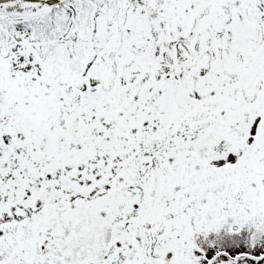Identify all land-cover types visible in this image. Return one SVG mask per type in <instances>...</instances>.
<instances>
[{
  "label": "snow or ice",
  "instance_id": "6c2138e0",
  "mask_svg": "<svg viewBox=\"0 0 264 264\" xmlns=\"http://www.w3.org/2000/svg\"><path fill=\"white\" fill-rule=\"evenodd\" d=\"M0 264H264V0H0Z\"/></svg>",
  "mask_w": 264,
  "mask_h": 264
}]
</instances>
